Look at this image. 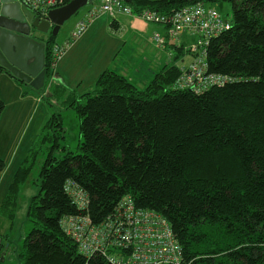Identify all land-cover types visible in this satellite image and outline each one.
<instances>
[{
  "label": "trees",
  "instance_id": "obj_1",
  "mask_svg": "<svg viewBox=\"0 0 264 264\" xmlns=\"http://www.w3.org/2000/svg\"><path fill=\"white\" fill-rule=\"evenodd\" d=\"M125 2L137 13L168 15L201 2L232 3L231 26L211 38L207 59L208 72L234 81L202 93L176 87L181 65L189 63L180 58L192 56L184 45L166 43L172 61L143 87L109 68L78 92L60 78V44L46 34L45 86L30 87L48 113L0 208L10 225L0 232V264L14 249L22 200L29 228L18 242L19 263L84 264L62 219L84 213L99 224L128 195L168 219L181 264H264V0ZM4 71L28 86L0 64ZM4 107L0 98V114ZM67 110L80 119L75 146ZM5 167L0 158V174ZM71 180L89 194L85 210L66 191ZM88 260L109 264L98 254Z\"/></svg>",
  "mask_w": 264,
  "mask_h": 264
},
{
  "label": "built area",
  "instance_id": "obj_2",
  "mask_svg": "<svg viewBox=\"0 0 264 264\" xmlns=\"http://www.w3.org/2000/svg\"><path fill=\"white\" fill-rule=\"evenodd\" d=\"M66 3V0H23V4L41 19L47 18L50 10ZM102 13L112 17L123 13L167 26V36L154 34L158 47H164L166 43L181 46L179 38L191 35L195 41L185 48L192 57L188 64L181 65L176 87L202 93L213 86L234 81L233 76L208 72L207 48L211 38L231 26V21L225 19L216 6L201 2L168 15L153 9L137 13L125 0H103L101 5L89 9L86 18L77 24L72 39L80 37L92 19ZM66 47L60 44L56 48L59 58ZM66 191L80 209L87 208L89 194L76 182L68 181ZM61 226L87 259L84 264H88V259L95 254L104 256L109 264H181V248L168 219L154 210L137 207L129 195L123 197L99 224H95L89 215L80 213L64 217Z\"/></svg>",
  "mask_w": 264,
  "mask_h": 264
},
{
  "label": "crops",
  "instance_id": "obj_3",
  "mask_svg": "<svg viewBox=\"0 0 264 264\" xmlns=\"http://www.w3.org/2000/svg\"><path fill=\"white\" fill-rule=\"evenodd\" d=\"M102 2L103 0H93L72 21L70 31L68 29L65 35L62 34L59 44L67 47L56 65L59 76L69 88L84 92L95 84L105 70L114 68L143 87L175 55L170 53L173 51L171 46L158 47L153 39L155 33L167 36L168 29L161 24L149 23L123 13H118L114 19L110 14L102 13L92 19L80 37L69 43L77 24L86 18L89 9ZM45 35H41L38 40L42 41ZM188 37L191 35H182L178 42L184 47L188 46L193 42V37ZM146 58L152 63L151 72L147 74L144 72L148 63ZM180 59L189 62L191 57L186 54ZM24 91L30 93L24 94ZM0 98L5 103L0 114V158L6 163L0 174L1 208L19 166L46 119L48 107L34 94L30 85H20L6 71L0 75ZM24 202L26 201L22 200V204ZM1 218L6 220L0 216Z\"/></svg>",
  "mask_w": 264,
  "mask_h": 264
},
{
  "label": "water",
  "instance_id": "obj_4",
  "mask_svg": "<svg viewBox=\"0 0 264 264\" xmlns=\"http://www.w3.org/2000/svg\"><path fill=\"white\" fill-rule=\"evenodd\" d=\"M92 1L70 0L41 19L23 0H0V64L34 89L44 88L45 43L38 38L57 35L67 20Z\"/></svg>",
  "mask_w": 264,
  "mask_h": 264
},
{
  "label": "rangeland",
  "instance_id": "obj_5",
  "mask_svg": "<svg viewBox=\"0 0 264 264\" xmlns=\"http://www.w3.org/2000/svg\"><path fill=\"white\" fill-rule=\"evenodd\" d=\"M96 1V0H94ZM93 2V1H92ZM91 2V3H92ZM91 3H89L88 5H86L85 7L81 8L75 15H73L71 18L73 20H67L66 23H64V25L62 26V29L61 31L56 35V39H57V42H61V37H62V34L65 35L66 34V30L69 29L70 31V27H71V24H72V21L75 20V18L79 17V15L85 10L87 9L88 6L91 5ZM217 7V9L219 10V12L222 14V16L225 18V19H228V20H232V15H233V5L232 3L230 2H225V3H222V4H217L215 5ZM58 37H59V40H58ZM188 39H191V37H188ZM191 41H195L193 38ZM146 60L148 61L149 63V66H148V63H147V66H146V70L144 71L146 74L148 72H151V64H150V60L146 58ZM71 89V88H69ZM72 90H76L78 91L77 89H72ZM64 116L66 117V125L69 129V135H70V144L72 146H75V144L77 143V136H78V133H79V123H80V119L79 117L77 116V114L74 112V111H70V110H67L65 113H64ZM32 192H35V189L34 191ZM28 194H31V192H28ZM23 205V206H22ZM20 213H19V216L17 217V220L15 221V225H14V228L12 229L13 230V236H14V249L10 250V253L7 254V261L5 264H20L19 263V260H18V256H17V252H18V242L20 241L21 237H23V235L25 234V232L27 231V229L29 228L28 227V224L26 223L27 220L25 218V213H26V210H27V205H26V202H24L23 204H21V209H20ZM2 219V218H1ZM0 219V223L4 221V225H0V232L4 235L5 233L9 232V229H10V225L9 223L7 222V220H4ZM1 242V240H0ZM0 252H4V248L2 247L1 248V243H0ZM5 254V253H4ZM5 260V259H4Z\"/></svg>",
  "mask_w": 264,
  "mask_h": 264
}]
</instances>
